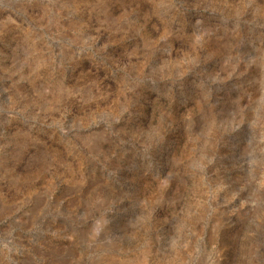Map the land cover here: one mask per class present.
<instances>
[{
  "label": "rangeland",
  "instance_id": "374dc122",
  "mask_svg": "<svg viewBox=\"0 0 264 264\" xmlns=\"http://www.w3.org/2000/svg\"><path fill=\"white\" fill-rule=\"evenodd\" d=\"M0 264H264V0H0Z\"/></svg>",
  "mask_w": 264,
  "mask_h": 264
}]
</instances>
